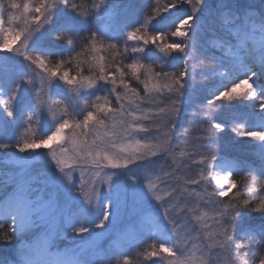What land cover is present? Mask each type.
<instances>
[{"label":"snow or ice","instance_id":"1","mask_svg":"<svg viewBox=\"0 0 264 264\" xmlns=\"http://www.w3.org/2000/svg\"><path fill=\"white\" fill-rule=\"evenodd\" d=\"M185 4L190 13L178 17L171 30L153 28L157 16ZM20 7L17 0L0 5V16L6 12L9 25L0 20V67L5 69L0 97H6L0 99V151L20 166L15 177L0 182V247L13 249L11 257H0V264H112L115 256H123L116 264H132L127 252L118 250L117 238L130 214L164 208L159 185L141 174L161 156L171 155L189 109L193 116L204 113L195 153L199 159L194 161L201 174L187 181L206 186L204 193L196 194L203 204L197 201L196 207L181 209L192 214L193 221L183 233L164 208L165 227L171 230L150 229L154 242L140 255L150 264H264V0H252L242 13L234 12V0H215L211 7L208 0H171L163 7L157 0L151 15L134 22L121 19L119 0H36L34 8L25 7L18 15ZM205 8L208 17L202 18ZM228 13L243 23L228 28L224 21L226 36L213 45L223 49L217 57L201 44V35L209 23ZM102 50L110 51L112 59L94 55ZM15 56L22 57L28 72L18 68L16 78L10 79L7 62ZM171 61H179L173 65L177 71L165 70ZM37 76L41 87L36 86ZM208 79L217 81L211 99L197 105L199 84ZM61 82L73 94L55 100L58 111H53L39 96L46 85L51 100ZM25 86L31 99L25 98ZM101 91L107 94L101 96ZM145 99L151 107L140 109ZM243 100L253 106L250 115L256 119L249 123L245 116L231 131L256 142L258 165L233 160L222 151L228 125L215 118L217 102H229L230 107ZM46 110L54 125L49 134L12 138L13 129L27 125L31 130L34 118ZM41 148L47 149L46 169L33 174L30 163ZM86 168L93 171L90 182L84 178ZM9 187L11 192L6 191ZM174 194L175 189L164 195ZM204 219L212 222L211 231L200 223ZM29 232L41 237L40 242H26ZM85 235L91 237L86 245L52 250L60 237L76 240ZM105 237L117 247L100 248L97 241ZM193 240L200 241L201 255L186 258ZM131 243L138 247L142 239ZM156 257L160 260L152 259Z\"/></svg>","mask_w":264,"mask_h":264},{"label":"rangeland","instance_id":"2","mask_svg":"<svg viewBox=\"0 0 264 264\" xmlns=\"http://www.w3.org/2000/svg\"><path fill=\"white\" fill-rule=\"evenodd\" d=\"M160 1L161 0H159V2ZM27 2L29 4H31L30 8L35 7L36 0H34V3H32L30 0ZM249 2H252V0H234V9H233L234 12L240 11L239 7L240 6L245 7V4H247ZM119 3H120V8L122 9L121 19L126 20L128 22H134L130 10L136 11V8L138 7L137 6L138 1H136V0H119ZM140 3L141 2L139 1V4ZM165 5H166V2L164 0V2H162V6H165ZM210 6H212V5H210ZM255 8L257 9V5ZM190 11H191V7L188 4H185L182 7H179L178 11L175 9H170L169 12H167L164 15V17L172 16L173 17L172 24H173V22L178 17L182 18L184 15L190 13ZM17 14L19 15V14H21V12H18ZM200 15L202 16V18H205V16L207 18L208 17V8L207 9L205 8ZM6 19H7V17H6ZM216 20L219 22V24H218V26H220L219 28H223L222 25H224L225 20L228 21V24H227L228 28H238L243 23L242 19H233L232 13L226 14L223 19L217 18ZM238 21H240V22L238 23ZM17 23H20V22H18V21L13 22V26H15V24H17ZM3 26L4 27L9 26L7 20L4 21ZM20 26L23 27L24 25L20 24ZM155 26H156V22H153V28ZM218 26H217V23L214 22V23H209V25L205 27V29L203 30L202 35H201V44L202 45L211 44V46H213L216 43V41L219 40L218 37L216 36L217 29L219 30ZM159 30H171V27L166 28V29L160 28ZM9 39L11 40L12 37H9ZM171 39H172V42H175L178 38H171ZM17 43H19V41H17ZM129 43L131 44L133 42H129ZM203 43H206V44H203ZM13 46H15V45H13ZM36 46H39V45H36ZM215 49L220 50L219 51L220 55H217V57L223 55V49H217V48H215ZM99 54L100 53H98L97 55H99ZM178 63H179V61L169 62L168 66L166 67L165 70L172 72L174 69L173 65L178 64ZM3 64H4V61L2 58H0V65H3ZM21 67H24L25 71L28 72V69L22 64V57L15 56L12 60L8 61L7 62V70H6V74H7L8 78L15 79L17 69L21 68ZM4 74H5V69L0 67V77H2ZM31 74L32 73L29 72V75H31ZM40 80H41V78L39 76H37V78H36V86L37 87H41ZM197 80H199L198 76H197ZM262 82H264V81H262ZM60 84H61V86H63L62 82ZM60 84H58V86L55 89H53V96H52L51 100L49 99V90L46 87V85L42 87V91H41V94L39 96L40 102L51 107L53 111H58V108L54 103L55 100H57L58 98L59 99H64V98L68 99V97L73 94L72 92L68 93V90L67 91L63 90L61 88ZM210 84H211V86L208 89H206V93H205L207 100L211 99L210 93H211V90H213L216 87L217 81L210 79ZM140 86H142V89L140 90L142 92H140V95L143 97L144 96L143 85H140ZM199 87L201 90L202 86L199 85ZM122 91H123V89H122ZM103 92H104V95L107 94L106 91H103ZM201 93H202V91H200V94ZM98 94H101V93H98ZM200 94H199V96H200ZM25 98L31 99V90L28 89L27 86H25ZM85 98L86 99H92L93 97L86 96ZM0 99H6V97H0ZM67 99H65V100H67ZM112 99H114V97H112ZM207 100L205 102H207ZM81 103H82V101H81ZM238 103H240L241 105L243 104L244 110H248L249 112H251L253 110V106L249 105L248 101H246V100L238 101ZM113 106H115V105H113ZM150 107H151V104L149 103V101L147 99L139 102V108L140 109H147ZM129 110H132V108H129ZM255 111L258 112L259 109L256 108ZM190 112H192L191 109H189L185 113V116L190 115ZM141 114H142L141 111L137 110V115H141ZM254 119H256V117ZM34 121H35L34 125H36V129L33 133H36V134H49V129L54 127V125L52 124V121H51V116H49L47 114V110L44 113L40 114V117L38 120L36 118H34L33 122ZM252 121L250 120L249 123H251ZM26 128H27V130H26ZM250 130H254V129H250ZM179 131L182 133V135H179L173 139V142L171 145V155H164L163 157L169 158L171 163H173L174 166H176L178 168V170L176 169L175 172H179V174L181 175V178H177L176 177L177 175H175V173H171V172H169L168 175H165V173H167V168L165 167V165H163V167H159L157 165L158 164L157 161L159 159H157L151 166H149V168L146 170V172L141 174V175H142V178H143V175H145V174L148 175L152 179L153 182H155L159 185V187L161 189L160 194L162 196H164V199H165L164 208L169 209V219L175 221L177 228L180 230L181 233H183L187 229V227L191 223H193V221H192V214H190L186 211H182L181 209L184 208L185 206L196 207L197 201H199L202 205L203 201L196 194L197 193H201V194L204 193L206 186L204 184L197 186V185H192V184L187 183L188 180L198 179L200 174H201V167L194 163V161H197L199 159V157L197 155H195L196 151L198 150L197 149V141H196L197 138L196 137H190L188 134L182 132L181 130H179ZM33 133L31 134L28 131L27 125H23L19 128H15L12 130V138L13 139H20V140L30 139V138H32ZM89 139H90V137H89ZM250 142L256 143L255 141H252L251 138H250ZM37 151H39L41 153V155L39 157L34 158L30 163V170L33 174H37L41 170L46 169L45 157L43 154L47 152V149L41 148ZM255 151H256V149L253 151L251 148H250V150L245 149V150L240 151V153H243V154H241V155H243L242 160L251 161L250 159H248V156L251 155L252 158L254 159L255 163L258 165L259 160L257 159L256 155L254 154ZM230 158L233 160H236V159H234L233 156H231ZM1 163H4V165ZM187 164H189V165H187ZM2 165H3V168H2ZM186 165L188 167H193L194 171H190V168H186ZM19 171H20V166H19L18 162L15 160V158L14 157L9 158V156L6 152L0 151V182H3V180H5L7 178L15 177ZM134 171H136V170H134ZM4 174H7V175L5 176ZM92 175H93L92 169L86 168V170L84 172L85 180L90 182ZM75 177L77 179V182L79 183V178H80V172L79 171H77L75 173ZM173 189H175V194L171 198L164 195L167 192L173 191ZM86 190H87V188H86ZM208 190H211V189L208 188ZM6 191L11 192L12 188L9 187L6 189ZM262 194H264V193H262ZM2 207H3V204L0 203V208H2ZM138 207H139V205H138ZM164 208H159V207L153 206L151 208L145 209L143 212H140L139 214H135V213L130 214L126 219L123 233L117 238L118 250L126 251L124 248H127V246H129V243H127V242L131 243L132 241H134L136 239H142L143 242H148V246H147V248H148L149 247V241L148 240H149V230L150 229L156 228V229H159L160 231H165V232L170 231L171 230L170 227L169 228L165 227L168 224V221L164 219ZM204 210H206V209H204ZM195 214L200 215V212H196ZM200 223L203 225H206L208 231L212 230V222L210 220L204 219ZM197 227L199 228V225H197ZM141 229H143V230L141 231ZM67 231H68L69 237H71V230L68 229ZM192 235L195 236L196 234L192 233ZM202 235H203V232H201V236ZM41 239H42L41 237H39L36 233H33V232H29L24 236V240L26 242L39 243ZM90 239H91V237H88L87 235H85L84 237H82L80 239H76V240L60 237L54 241V245H53L52 250L64 252L66 250L72 249L74 244L86 245L87 241ZM97 243H98L100 248H107V247L116 248L117 247V245L111 244L109 238H106V237L101 238L100 240L97 241ZM152 243L153 242L151 241V244ZM137 253H139V252H137V250L132 252V254L134 256L136 255V259H138L136 261L131 260L132 255L128 256V258L131 260L132 264H150V262H146L145 257H143L142 255L137 254ZM164 255L167 256L168 254H164ZM200 255H201L200 241L199 240H193L192 243L189 244L187 249H186L185 257L194 259V258H198ZM152 259L160 260L159 257L152 258ZM117 260L122 262L123 256L113 257L112 264H116ZM160 264H168V261L160 260Z\"/></svg>","mask_w":264,"mask_h":264},{"label":"trees","instance_id":"3","mask_svg":"<svg viewBox=\"0 0 264 264\" xmlns=\"http://www.w3.org/2000/svg\"><path fill=\"white\" fill-rule=\"evenodd\" d=\"M27 1H29V0H17V2L21 6L20 7L21 13H23L25 7L30 8L31 4H29ZM30 1L32 3H34V0H30ZM136 1H138V5H137L138 7L136 8V11L131 10L133 21L145 19L148 15L152 14V9L157 6V0H145V1L144 0H136ZM139 1L141 2L140 3L141 5L139 4ZM78 2H79V0H78ZM162 2H164V0H161L159 2L160 7H163ZM165 2L167 4V3H170L171 0H165ZM214 2H215V0H208L209 6L213 5ZM251 3L252 2H249L247 4L244 3L245 7L249 6ZM0 5L7 6V0H0ZM256 5H257V9H258L259 5L258 4H256ZM256 5H255V7H256ZM245 7L240 6L239 12L242 13L243 8H245ZM165 14L166 13H161L160 16H157L156 21H154V22H156V26L154 27L155 30H157V29L159 30L160 28L166 29V28L171 27L173 17L172 16L164 17ZM6 17H7V13L5 12L3 16H0V19L3 20V22H4L5 20H7ZM205 18H206V16H205ZM215 23H217V26H218L219 22L217 20L215 21ZM219 27L220 26H218V28ZM216 36L218 37V39H224L226 36V32L224 31V28H219V30L217 29ZM203 44H206V43H203ZM204 46L205 47L208 46L207 48H208L209 52L214 54L215 56L220 55V53H219L220 50H216L213 46H211V44H209V45L206 44ZM121 51H122V49H121ZM98 53H100V54L97 55ZM89 55H92V54H89ZM94 55H96L97 57L103 56L108 60L112 59V53L110 51H107V50H102L100 52L95 53ZM84 58L86 59V57H84ZM55 59H56L55 57L52 58L53 62ZM127 62H129V61H125V63H127ZM206 63H208V62L206 61ZM84 68H85V75H87L88 74L87 70H86L87 66L85 65ZM177 70L178 69H176V68L173 69V71H177ZM73 74H75V73L73 72ZM198 77H199L198 81H200L201 78L199 75H198ZM130 83L132 84L133 87H137V84L134 81L130 80ZM199 85L202 86V88L200 90V91H202V93L200 94V96L197 100V105H204L207 103V102H205L207 100L206 94H205L206 89H208L211 86L210 79L203 81ZM60 86H61V84H60ZM61 88L65 91L68 90V93L72 92L71 90L66 88L64 85L61 86ZM141 89H142V86L139 85L138 90L140 91ZM121 91H122V89H121ZM140 92H142V91H140ZM100 93L101 94H99V95L104 96L103 91H101ZM64 99H67V98H64ZM228 103L229 102H226V101L217 102V108L215 109V118H216L217 122H222V123H225L228 125V130L224 133V135L222 136V140H221L222 151L225 154H227L229 157L233 156L236 160H242L243 155H241V154H243V153H240V151L245 150V149L250 150V148L254 151L255 149H254L253 145L255 143L250 142V138H248V137L236 136V134L234 132H232L231 129L233 127L234 122L235 123L242 122V120H243V118H245V116H248L249 121L254 120L255 116L250 115L253 112V110L251 112H249L248 110H244L243 104L241 105L240 103H238V101L231 102L230 107L226 106ZM203 114L204 113L201 112L200 115L193 116L192 112H190V115H187L184 117V120L182 121V123L179 127V130L188 134L190 137H196V138L200 137L203 134L201 131V128H200V121H201V117L203 116ZM34 123H35V121L33 122L32 129L28 130L31 134L36 129V125H34ZM185 129H187L186 132H185ZM26 130H27V128H26ZM196 141H197V139H196ZM248 159H250L251 161H254V159L252 158L251 155L248 156ZM157 162H158L157 165L159 167H163V165H165V167L167 168V173H169V172L175 173V175H177L176 176L177 178H181V175L179 174V172H175V170L176 169L178 170V168L176 166H174L173 163H171L169 158L162 156L159 158V160ZM187 165H189V164H187ZM187 165H186V168H190V171H194L193 167H188ZM233 178L236 179L238 182L241 180L240 175H234ZM150 239L151 238H149V240H148L149 245L151 244V241L154 242L152 239L151 240ZM147 246H148V242L142 241V243H140L138 247L131 246L130 248L126 249V252L128 251L127 255L128 256L132 255L131 260L136 261L138 259H136V255L134 256L132 254V252L137 250V252H139L137 254H140L144 251V249L147 248ZM252 251L256 252L257 249L255 247H253ZM12 254H13V249L0 247V257H11ZM258 258H259L258 256L254 257V259H258Z\"/></svg>","mask_w":264,"mask_h":264},{"label":"bare ground","instance_id":"4","mask_svg":"<svg viewBox=\"0 0 264 264\" xmlns=\"http://www.w3.org/2000/svg\"><path fill=\"white\" fill-rule=\"evenodd\" d=\"M240 21H238V23H239Z\"/></svg>","mask_w":264,"mask_h":264}]
</instances>
